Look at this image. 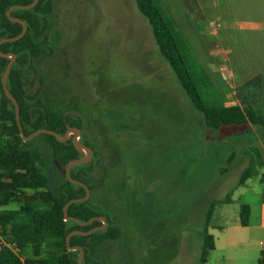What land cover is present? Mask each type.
I'll return each instance as SVG.
<instances>
[{
    "label": "rangeland",
    "instance_id": "1",
    "mask_svg": "<svg viewBox=\"0 0 264 264\" xmlns=\"http://www.w3.org/2000/svg\"><path fill=\"white\" fill-rule=\"evenodd\" d=\"M209 1L204 19L203 11H187L177 0H157L180 32L185 34L189 23L197 36L203 34L199 37L208 44L200 48L202 55L196 51L197 42L183 35L187 56L197 66H202L211 45L225 46L222 0ZM52 3L47 17L52 53L34 63L27 89L30 96L69 115V121L76 120L83 131L81 140L97 153L90 171L83 168L95 185L89 199L122 229L119 240L103 246L107 264H197L204 229L215 247L208 264L223 257L235 264H257L264 249V229L259 228L264 224V167L238 185L248 158L236 144L245 143L250 135L230 137L228 142L220 135L242 132L245 126L219 132L204 126L161 57L134 0ZM244 63L248 66L250 61ZM205 86L211 97L216 91ZM29 142L40 153V168L56 193L65 166L53 161L44 136ZM84 156L80 151L79 157ZM34 192L24 191L1 211L26 205L49 208L50 200H35ZM242 205L251 213L244 227ZM16 221L28 218L19 216ZM25 255L32 257L31 246Z\"/></svg>",
    "mask_w": 264,
    "mask_h": 264
},
{
    "label": "trees",
    "instance_id": "2",
    "mask_svg": "<svg viewBox=\"0 0 264 264\" xmlns=\"http://www.w3.org/2000/svg\"><path fill=\"white\" fill-rule=\"evenodd\" d=\"M33 0H0V40L16 37L22 30L19 23L11 22L6 17L7 10L14 5H28ZM138 12L147 20L154 41L161 57L169 65L172 73L180 84L184 94L194 109L200 113L207 129L219 132L224 127L240 126L247 123L253 126L264 125V119L254 111L250 104L258 102L264 97V75L255 77L239 89L240 106H224L218 94H206L207 77L200 66L187 56V43L183 35L175 28L171 19L161 9L157 0H134ZM53 12L52 0H39L37 5L29 10L15 9L11 17L21 19L27 24L25 35L16 42H6L0 45L3 53L16 56L15 62L7 77V88L19 104L20 123L27 136L38 129H48L63 136L69 127H78V122L70 120L69 115L56 109L52 104L44 103L37 95H29L27 89L28 76L34 72V63L51 56L47 32L50 23L47 17ZM9 59L0 57V79ZM245 107V108H242ZM49 141L53 161L62 166L80 158L70 141L59 143L53 136L42 135ZM81 143L93 150V157L97 155L94 147L85 140ZM91 161L71 168V178L83 182L90 191L95 188L92 184L90 171ZM42 157L37 150L31 148L30 142H23L18 131L14 108L4 95L0 83V226L2 235L25 250L32 248V257L28 264H77L78 251H68L65 245L66 236L72 231L87 232L100 226L93 222L88 226H78L73 221L64 220L63 207L72 200L85 195L82 187L70 183L63 171V182L59 184L57 192L49 188L48 178L41 170ZM109 172L110 168H106ZM254 174L251 168L244 170L238 185H242ZM109 175V174H108ZM105 176L101 185L108 177ZM26 190H34V199L49 201L47 209L22 206L16 211H1L17 196ZM19 216L28 218V222L16 221ZM67 216L80 222H86L97 216H104L108 226L104 230L90 235H75L70 238L71 247H81L84 257L81 264H107V256L103 246L119 240L122 229L117 222L109 219L105 212L86 202L73 203L67 210ZM241 222L247 226L249 207L241 206ZM208 219V216H207ZM203 244L197 264H205L210 252L214 249V239L206 229L202 233ZM43 249L45 250L43 252ZM0 264H20L18 259L6 247L0 245ZM259 264H264L261 262Z\"/></svg>",
    "mask_w": 264,
    "mask_h": 264
},
{
    "label": "crops",
    "instance_id": "3",
    "mask_svg": "<svg viewBox=\"0 0 264 264\" xmlns=\"http://www.w3.org/2000/svg\"><path fill=\"white\" fill-rule=\"evenodd\" d=\"M177 1L178 4L179 2L182 3L187 11H200V13L203 11L204 19L207 17L204 12H207L208 5H211L209 0ZM219 10L223 19L222 33L225 46L220 48V56H216L214 47L211 45L206 50L208 56L202 57V66L200 67L207 77L206 83L214 88L213 90L216 91L215 93L218 94V98L224 106H240L238 93L240 87L253 78L264 75V0H222ZM199 16L201 17L202 14ZM210 26H212L211 23L209 26L207 25V29ZM187 27L185 34L175 28L182 35L194 39L197 42L196 51L199 55H202L204 44L208 43L205 39L201 40L199 37V35L203 34L198 33V36L196 35L194 28L189 23ZM215 27L217 28L218 24H215ZM240 34H244V37L242 38ZM212 35H216V31L212 32ZM245 52L249 53L247 58L244 56ZM246 59L250 61L248 66L244 63ZM250 107L264 119V97L256 103L252 102ZM244 126L245 129L242 132L235 131L228 134H222L221 132V138L223 142H228L230 137H238L243 133L250 135L245 143L238 142L236 148L240 149L242 154H247V169L251 168L254 172L261 171L262 167H264V125L257 127L247 123ZM231 156H233V153ZM250 215L249 208V217ZM259 228L264 229V224L260 225ZM214 250L215 247L212 251ZM219 261L215 264H235L234 260L231 262L225 257ZM261 262H264V249H262L261 255L258 257L257 264ZM208 263L207 259L205 264Z\"/></svg>",
    "mask_w": 264,
    "mask_h": 264
},
{
    "label": "water",
    "instance_id": "4",
    "mask_svg": "<svg viewBox=\"0 0 264 264\" xmlns=\"http://www.w3.org/2000/svg\"><path fill=\"white\" fill-rule=\"evenodd\" d=\"M39 0H33L30 4L22 6V5H14L11 6L7 12H6V17L11 21V22H16L21 24L22 26V30L21 32L16 36V37H12V38H5V39H1L0 40V45L2 43H6V42H16L18 40H20L26 33L27 31V24L25 21L15 18V17H11V12L15 9H21V10H29L32 9L33 7H35L37 5ZM0 57L2 58H7L9 59L2 75H1V79H0V83H1V88L2 91L4 93V95L9 99V101L12 103L13 108H14V117H15V122L18 128V131L20 133V136L23 140V142H29L30 140L34 139L35 137L39 136V135H50L53 136L56 141H58L59 143H66L68 140L71 141L72 145L74 146L75 150L80 152V151H84L85 152V156L81 157V158H77V159H73L71 161H69L65 168H64V174H65V178L72 184L78 185L80 187H82L85 191V195L81 198H77V199H72L70 201H68L64 207H63V215H64V220H70L73 221L74 223H76L78 226L81 227H85L88 226L89 224L93 223V222H99L101 223L100 226L94 227L92 229H90L87 232H81V231H72L70 232L66 238H65V245L67 247L68 251H78L79 255L77 258V264H81L82 263V259L84 257V250L81 247L75 246V247H71L69 245V241L70 238L72 236L75 235H90L96 231H100V230H104L107 226H108V222L106 220V218L104 216H97V217H93L91 219H89L86 222H80L77 219L73 218V217H68L67 216V210L69 208V206L73 203H80V202H86L89 200L90 197V190L89 188L81 181L75 180L73 178H71L70 176V170L72 167L76 166V165H80V164H86L88 162L91 161L92 157H93V150L82 144L79 141V137L81 134V130L77 127H69L66 129L65 133L63 136H59L56 132L48 130V129H38L36 131H33L32 133H30L29 135L25 136L21 123H20V109H19V104L17 102V100L14 98V96L10 93V91L7 88V77L11 71V68L15 62L16 56L12 53H3L2 51H0ZM71 136V137H70Z\"/></svg>",
    "mask_w": 264,
    "mask_h": 264
},
{
    "label": "built area",
    "instance_id": "5",
    "mask_svg": "<svg viewBox=\"0 0 264 264\" xmlns=\"http://www.w3.org/2000/svg\"><path fill=\"white\" fill-rule=\"evenodd\" d=\"M214 54L216 56H220L219 46H216L214 48ZM0 245L8 248L13 253V255L18 259L20 264H28L27 263L28 257L27 255H25V250L19 248V246H17V244H15L14 242L7 240L6 237L2 235L1 226H0ZM261 247L264 248V242H262Z\"/></svg>",
    "mask_w": 264,
    "mask_h": 264
},
{
    "label": "flooded vegetation",
    "instance_id": "6",
    "mask_svg": "<svg viewBox=\"0 0 264 264\" xmlns=\"http://www.w3.org/2000/svg\"><path fill=\"white\" fill-rule=\"evenodd\" d=\"M77 128H78V127H77ZM79 129H80V128H79ZM80 130H81V129H80ZM82 132H83V131L81 130V134H80V137H79V139H80L79 141H80V142H81V135H82ZM63 135H64V133H63ZM68 141H70V140H68ZM70 142H71V141H70Z\"/></svg>",
    "mask_w": 264,
    "mask_h": 264
}]
</instances>
